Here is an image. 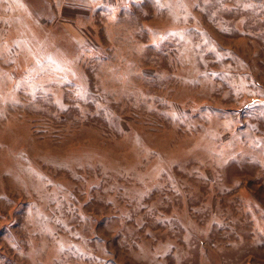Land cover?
I'll list each match as a JSON object with an SVG mask.
<instances>
[{"label": "rangeland", "instance_id": "rangeland-1", "mask_svg": "<svg viewBox=\"0 0 264 264\" xmlns=\"http://www.w3.org/2000/svg\"><path fill=\"white\" fill-rule=\"evenodd\" d=\"M0 264H264V0H0Z\"/></svg>", "mask_w": 264, "mask_h": 264}]
</instances>
